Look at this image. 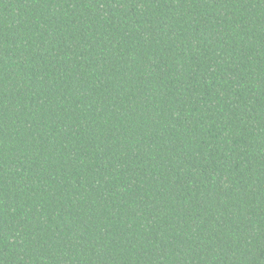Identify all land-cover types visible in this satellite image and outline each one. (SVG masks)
I'll return each instance as SVG.
<instances>
[{
	"label": "trees",
	"instance_id": "1",
	"mask_svg": "<svg viewBox=\"0 0 264 264\" xmlns=\"http://www.w3.org/2000/svg\"><path fill=\"white\" fill-rule=\"evenodd\" d=\"M0 264H264V0H0Z\"/></svg>",
	"mask_w": 264,
	"mask_h": 264
}]
</instances>
